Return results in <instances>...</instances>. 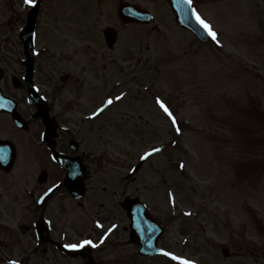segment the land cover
<instances>
[{
  "label": "rangeland",
  "instance_id": "1",
  "mask_svg": "<svg viewBox=\"0 0 264 264\" xmlns=\"http://www.w3.org/2000/svg\"><path fill=\"white\" fill-rule=\"evenodd\" d=\"M14 1L5 9L6 28H14L11 18L25 4ZM121 1L148 9L152 23L124 25L115 12ZM191 1L216 41L201 42L178 27L166 0H42L38 28L41 35L49 33L56 54L49 91L66 94L67 101L74 96L84 113L93 108L96 114L113 100L85 124L95 145L82 201L89 207L54 215V223L64 217L73 237L86 233L82 236L96 240L105 227L116 226L92 250L98 264H178L165 255H137L118 205L125 196L142 199L159 219L164 227L159 245L168 252L174 249L193 264H264V0ZM108 26L118 33L111 49L102 37ZM1 123L0 136L14 142L17 157L10 172H0V221L17 225L19 233L0 227V264L32 245L28 213L34 210L27 208L23 186L26 133L11 121ZM153 148L160 151L126 178ZM56 225V231L62 228ZM62 258L37 255L25 261L85 264L79 257Z\"/></svg>",
  "mask_w": 264,
  "mask_h": 264
},
{
  "label": "flooded vegetation",
  "instance_id": "2",
  "mask_svg": "<svg viewBox=\"0 0 264 264\" xmlns=\"http://www.w3.org/2000/svg\"><path fill=\"white\" fill-rule=\"evenodd\" d=\"M13 0H0V16L5 15V9L10 8L13 5ZM22 15V12L17 13L14 18L16 20H20ZM1 18V17H0ZM18 31L16 28H4L2 27V24L0 26V88L2 89L3 93L6 95L12 96L14 98H23L24 97V87L21 84V79L24 75V66L22 65V58L24 55L23 52V45L20 42V39L18 37ZM36 53H33L35 49H31L30 53L32 56V62L34 64V72H33V80L42 88H47V85H45L43 81V76L46 74L45 72V63L46 58L43 55L44 50L40 49V46H37ZM13 78L14 79L13 82ZM13 84L18 85V87H15ZM45 93V92H44ZM46 95V93H45ZM30 110H33V107L30 106ZM66 109V107H63L60 100H51L49 104V111L51 115L55 114L58 123L61 125L67 127L68 132L70 130V133H64L60 129L58 130V134L56 136V145L57 148L60 151H63L65 153H70L69 146H68V139L70 137V134L73 135L77 133V130L75 126L78 124L76 119L73 118H67L65 117L61 111ZM23 115L30 114V111L28 108L24 109L22 111ZM39 122V121H38ZM41 123V122H40ZM38 123L37 127H35L32 130L31 138H39V134L41 131L42 123ZM71 126V128H70ZM66 132V131H65ZM66 134V137L63 135ZM89 146L86 147V149L82 148V155L83 158L86 159V167L88 172L91 170V162L93 161L94 157V144L91 142L90 139H88ZM47 156H45V159ZM62 195L60 193H54L51 192L49 194V198L47 200V204L51 203L52 201H58V207L64 208V205L62 203ZM58 199V200H57ZM57 209V206H56ZM43 246H39L38 249H42V255L45 257H49L54 253V250L49 246L48 242H45L42 244ZM55 254V253H54Z\"/></svg>",
  "mask_w": 264,
  "mask_h": 264
},
{
  "label": "water",
  "instance_id": "3",
  "mask_svg": "<svg viewBox=\"0 0 264 264\" xmlns=\"http://www.w3.org/2000/svg\"><path fill=\"white\" fill-rule=\"evenodd\" d=\"M172 1H175L174 7L176 9L179 7L178 12L176 10L178 22L181 25L192 29L200 39L205 40L206 36L193 20L190 6L181 4L179 0ZM118 11L120 14H123V17L126 19L141 21L148 20L144 13H140L138 10L134 9L133 6H127L123 4L120 5ZM106 39L107 42L111 44L114 40L113 33H106ZM5 104L6 100L0 95V109H4ZM2 148L4 149L2 150ZM11 150L12 149L9 145H0V163L2 165H7L10 163L12 155ZM123 206L128 210V214L131 219V235L137 238V243L141 244V252L149 254L155 253L156 238L159 234V231H156L155 225L151 223L150 220L144 215V206L138 202V199H126L123 202Z\"/></svg>",
  "mask_w": 264,
  "mask_h": 264
},
{
  "label": "snow or ice",
  "instance_id": "4",
  "mask_svg": "<svg viewBox=\"0 0 264 264\" xmlns=\"http://www.w3.org/2000/svg\"><path fill=\"white\" fill-rule=\"evenodd\" d=\"M25 4L28 5H35L37 0H24ZM188 3H191V0H188ZM193 15L195 16V20L196 22L201 26V28H203L207 34L211 37V39L213 41L217 40V34L211 29L210 25L207 24L201 17L199 14H197L195 12V9H193ZM122 98V96H117L115 97L116 100H120ZM113 103L112 99H108L106 101L107 105H111ZM156 103L159 105V107L163 110V112L172 120L173 125L176 124V120L175 117L173 116L172 112L170 111V109L164 104L163 101H161L159 98H157ZM102 111L101 109H98L97 112ZM95 115V113H94ZM177 131H179V129L177 128ZM160 149L159 148H153L150 152H145L144 156L141 157V159H146L149 156H151L153 153L159 152ZM181 168L184 167L183 164L180 165ZM84 244H91V241H84L83 244L81 245H66V247H70V248H77V247H83ZM165 256L170 257V259L175 260L178 262V264H193L192 261H189L187 259H184L182 257H179L173 253H169V252H164L163 253ZM12 264H16V262H12Z\"/></svg>",
  "mask_w": 264,
  "mask_h": 264
},
{
  "label": "bare ground",
  "instance_id": "5",
  "mask_svg": "<svg viewBox=\"0 0 264 264\" xmlns=\"http://www.w3.org/2000/svg\"><path fill=\"white\" fill-rule=\"evenodd\" d=\"M13 232L16 233L17 231H16V230H13ZM18 233H19V232H17V234H18Z\"/></svg>",
  "mask_w": 264,
  "mask_h": 264
}]
</instances>
